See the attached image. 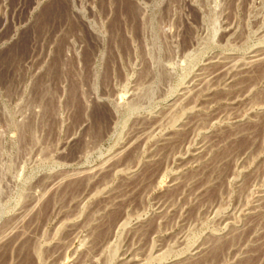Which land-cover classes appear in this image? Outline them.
Wrapping results in <instances>:
<instances>
[{
    "label": "rangeland",
    "instance_id": "obj_1",
    "mask_svg": "<svg viewBox=\"0 0 264 264\" xmlns=\"http://www.w3.org/2000/svg\"><path fill=\"white\" fill-rule=\"evenodd\" d=\"M0 264H264V0H0Z\"/></svg>",
    "mask_w": 264,
    "mask_h": 264
}]
</instances>
